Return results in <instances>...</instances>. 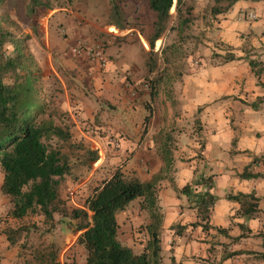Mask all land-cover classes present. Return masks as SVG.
I'll use <instances>...</instances> for the list:
<instances>
[{
    "label": "rangeland",
    "instance_id": "rangeland-1",
    "mask_svg": "<svg viewBox=\"0 0 264 264\" xmlns=\"http://www.w3.org/2000/svg\"><path fill=\"white\" fill-rule=\"evenodd\" d=\"M28 2L4 0L0 14L13 21L12 30L25 39L27 52L38 65L39 96L44 102L53 101L50 104L57 108L56 122L67 125L71 132L70 141L62 146L71 172L60 189L68 208L81 205L117 167L126 178L138 179L142 173L138 162L147 155L151 159L158 146L174 149L181 143L187 145L191 135L202 142L201 123L194 116L180 113L182 75L203 46L210 48L214 62L231 55L228 45L218 39L223 16L215 11L227 10L230 0H183L180 14L174 0L165 30L152 49L147 39L153 34L156 13L147 0H60L47 11L41 7L30 11ZM114 8L120 11L123 29L111 24ZM184 18H189L186 25L182 23ZM5 49L11 51L12 46L5 45ZM244 52L245 59L254 54L247 45ZM257 68L262 72L264 65ZM153 79L159 80L158 94L150 101L148 84ZM146 102L152 107L147 123L145 117L150 111ZM87 150L97 151L98 160L82 164ZM99 158L104 160L101 165ZM90 176L91 180L84 181ZM2 180L0 168V185ZM82 182L85 191L76 193L78 197L72 201L71 190ZM261 194L255 217L260 224L258 230L264 233V190ZM12 206L11 198L0 190V234L6 231L16 239L10 245L16 247L19 256L29 260L36 248L52 246L58 250V261L82 262L85 251L73 241L77 234L73 220L54 213L49 224L39 212L15 218L10 214ZM139 208L140 200L135 199L117 211L116 218L127 210L140 215ZM134 229L139 230V226ZM217 242L212 240L213 244ZM261 243L262 237L255 235L251 245L263 250ZM164 247L160 264H172L171 252Z\"/></svg>",
    "mask_w": 264,
    "mask_h": 264
},
{
    "label": "crops",
    "instance_id": "crops-1",
    "mask_svg": "<svg viewBox=\"0 0 264 264\" xmlns=\"http://www.w3.org/2000/svg\"><path fill=\"white\" fill-rule=\"evenodd\" d=\"M241 13H254L256 17L243 18ZM220 14L223 18L220 20L218 39L228 45L234 59L214 62L210 48L203 46L196 52L197 59L187 66L182 75L179 91L180 113L182 116H194L201 123L202 142L199 143L191 135L190 140H186L187 145L181 143L174 149L158 146V153L150 155L151 159L147 155L138 162L142 172L138 178L140 181H149L163 170V177L157 183V202L162 213L161 249L163 245L166 251L171 252L172 264H264L251 253L262 251L251 245L260 229L257 216L244 218L237 213L239 202L227 198L229 193L252 191L260 198L264 190V160L251 167L253 172H261V177H239V173L253 163L254 158L264 156V69L258 78L248 63L250 59L264 63V2L235 0ZM244 45L254 52L248 59H245ZM218 52L222 53L221 50ZM254 102H257V107L252 106ZM234 138L236 142L233 145ZM162 149L172 150L173 153L165 155ZM150 153H153L152 149ZM103 161L99 158L98 165ZM166 162L168 165L164 170ZM196 172L214 175L215 185L211 191L218 199L212 208L209 224L226 228L227 236L213 228L204 232L200 225L192 226L198 219L196 209L189 207L187 196L176 188L191 183ZM88 180L91 176L84 181ZM84 183L76 184L71 190L72 201L78 197L76 193L85 191ZM139 213L127 210L117 216L119 240L137 253L143 251L148 239V234L140 225L149 222V218L145 219L144 210L139 208ZM136 225L139 230L134 229ZM75 232L77 240L80 231ZM239 235H242L239 240L232 239ZM76 240H73L75 244ZM212 240L218 241L213 247ZM10 244L6 231L1 233L0 264H31L27 258L19 256L16 247ZM230 251L242 253L222 259V255ZM84 263L85 257L80 264ZM59 264L66 263L61 260Z\"/></svg>",
    "mask_w": 264,
    "mask_h": 264
},
{
    "label": "trees",
    "instance_id": "trees-1",
    "mask_svg": "<svg viewBox=\"0 0 264 264\" xmlns=\"http://www.w3.org/2000/svg\"><path fill=\"white\" fill-rule=\"evenodd\" d=\"M3 1L0 0V8ZM29 1L27 5L30 11L36 7L47 11L54 8V3L59 4L60 0ZM147 1L150 9L156 13L153 34L147 39L152 49L165 30V22L170 17L174 0ZM215 1L219 3L221 0ZM234 1L230 0L228 7ZM182 3L183 0H175L178 14ZM215 11L220 13L224 10L216 8ZM110 19L111 24L118 29L124 28L119 21L120 11L117 8L111 12ZM188 21L189 18H184L183 25ZM12 25V20L5 17L4 13L0 14V168L3 172L0 190L11 198L13 206L10 214L15 218H22L30 212H39L49 224L52 223L54 213L68 216L74 221V230L80 231L76 243L85 251L84 264H160L162 213L157 202V183L163 177V170L154 174L149 181H140L136 178H126L123 170L117 167L109 177L104 178L92 189L82 206L68 208L60 195V189L62 180L71 172L69 158L62 150L63 144L70 141L71 132L67 125L56 122L55 115L58 112L57 108L50 104L53 101L50 99L49 102H44L39 96L36 86L38 65L27 52L25 39L17 37ZM5 45H11V51H7ZM231 59H234V55L224 58ZM248 63L259 78L261 69L257 67L264 64L253 59ZM158 82L159 80L153 79L148 84L150 101L158 94ZM145 106L150 111L145 117L147 123L152 107L149 102H146ZM252 106L257 107V102ZM235 142L236 138L232 144ZM166 153H170V150L164 149V154ZM98 157L97 151L87 150L81 163L94 162ZM261 160H264L263 156L254 158L253 163L246 165L239 173V177H261V172L251 170L252 165ZM165 165H168V162ZM214 185L213 174L196 172L191 183L176 189L187 196L189 207L196 209L198 219L192 226L200 225L204 232L213 228L227 236L226 228L209 224L212 208L218 199L211 191ZM138 198L140 210L147 212L149 217V222L140 226L148 234L146 245L140 253L118 240L119 223L116 218L117 211L123 210ZM227 198L239 202L237 213L246 219L255 217L259 212V198L253 191L229 193ZM177 232H180V228ZM256 235L262 237L263 250L251 253L264 260V233L258 230ZM241 236L232 239L236 241ZM9 241L14 244L16 239L9 236ZM213 245L212 243L211 246ZM237 253L242 252L230 251L222 255V259ZM57 256L58 250L52 246L46 249L36 248L28 261L31 264H59Z\"/></svg>",
    "mask_w": 264,
    "mask_h": 264
},
{
    "label": "built area",
    "instance_id": "built-area-1",
    "mask_svg": "<svg viewBox=\"0 0 264 264\" xmlns=\"http://www.w3.org/2000/svg\"><path fill=\"white\" fill-rule=\"evenodd\" d=\"M241 17H243V18L249 17L251 19H254L256 17V15L254 13H248V14L242 13Z\"/></svg>",
    "mask_w": 264,
    "mask_h": 264
}]
</instances>
